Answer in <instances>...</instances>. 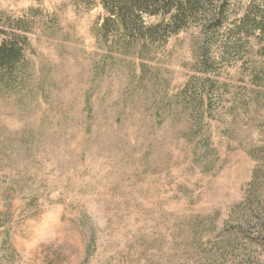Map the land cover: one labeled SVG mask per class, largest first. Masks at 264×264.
<instances>
[{
    "label": "rangeland",
    "instance_id": "374dc122",
    "mask_svg": "<svg viewBox=\"0 0 264 264\" xmlns=\"http://www.w3.org/2000/svg\"><path fill=\"white\" fill-rule=\"evenodd\" d=\"M0 0V264H264V0Z\"/></svg>",
    "mask_w": 264,
    "mask_h": 264
},
{
    "label": "trees",
    "instance_id": "16d2710c",
    "mask_svg": "<svg viewBox=\"0 0 264 264\" xmlns=\"http://www.w3.org/2000/svg\"><path fill=\"white\" fill-rule=\"evenodd\" d=\"M150 0H111V4L114 5L113 12H115L121 19V28L127 33L134 34L137 29L135 17L138 11L146 9ZM13 51H1L0 52V64L7 67L12 63Z\"/></svg>",
    "mask_w": 264,
    "mask_h": 264
}]
</instances>
